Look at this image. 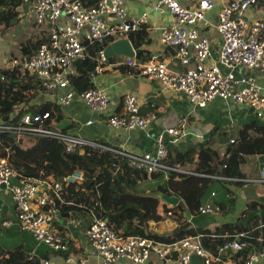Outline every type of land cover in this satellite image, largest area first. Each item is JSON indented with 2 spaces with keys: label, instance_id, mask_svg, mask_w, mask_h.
I'll return each instance as SVG.
<instances>
[{
  "label": "built area",
  "instance_id": "obj_1",
  "mask_svg": "<svg viewBox=\"0 0 264 264\" xmlns=\"http://www.w3.org/2000/svg\"><path fill=\"white\" fill-rule=\"evenodd\" d=\"M257 5L258 0H233L222 7L215 26L221 46L217 51L218 59L214 61L211 41L202 30L208 26L207 15L214 9V3L201 0L196 6H186L180 0H156L151 11L160 15L169 13L174 18L172 24L161 28L160 42L175 51V57L184 70L171 68L168 61L153 53L142 65L141 75L158 82L165 94L185 95L194 109H206L213 101L221 99L234 106L253 108L258 118H264V96L260 85L255 78L239 77L235 73L237 70L264 72V20L249 22L247 19V13ZM34 15L39 26L50 25L48 39L35 55H21L13 60L10 67H19L32 76L41 92L60 106H69L79 100L90 110L105 113L111 103L106 89L95 87L79 93L72 85V79L80 74L75 62L84 63L91 58L86 43L109 45L128 38L130 33L141 30L150 14L131 15L126 0H98L97 5L91 7H87L83 0H35ZM105 48L98 53V64L89 74L93 84L109 60L105 56ZM136 57L135 50L134 58L127 57L121 64L136 68ZM221 67L228 71L224 72ZM141 104L135 95L128 93L124 97V113L110 116L108 124L112 129L126 132L141 130L147 138L154 137L155 149L152 152L129 153L108 148L65 133L49 122L50 113L35 114L21 107L18 109L26 110L17 120L8 124L0 121V134H12L18 142L22 139L53 140L62 144L69 154L83 153L88 147L101 148L127 158L133 168L145 171L149 176H162L165 180L173 172L177 176L191 174L186 170L189 166L186 162L179 159L168 162L170 157L173 159L169 143H180L188 134L186 128L180 125L152 135L150 126L156 119V113L143 116ZM229 145L239 147L242 142L233 138ZM217 167L213 178L228 182L222 175L226 166L218 162ZM85 180L86 176L80 170L60 179L43 173L40 177H27L14 169L7 159H0V197L10 195L17 214L16 221H6L3 227L18 226L50 250L68 252L69 240L56 227L61 221L56 204L64 202V186H77ZM220 211L218 204L209 201L200 207L197 215L210 216ZM187 216L191 222L194 216ZM212 236L216 237V233L213 232ZM203 237L198 235L162 242L143 236H122L109 227L107 219L94 215L86 231L97 264H120L123 260L130 264H193L194 256L202 259L204 264H240L236 255L247 243L229 240L220 246L216 256L204 248ZM263 258L264 248L250 254L243 264H257ZM40 262L53 264L49 260ZM65 264L89 263L87 257L70 256Z\"/></svg>",
  "mask_w": 264,
  "mask_h": 264
},
{
  "label": "trees",
  "instance_id": "obj_2",
  "mask_svg": "<svg viewBox=\"0 0 264 264\" xmlns=\"http://www.w3.org/2000/svg\"><path fill=\"white\" fill-rule=\"evenodd\" d=\"M97 2L98 0H91L87 6H96ZM22 3L23 0H0V33L13 26V21L18 15L17 8ZM128 38L137 52V59H143L145 51L142 46L148 39L147 27L130 33ZM45 41L47 40H39L23 47L22 54L35 55ZM86 45L91 55V58L84 62L87 74H79L72 79V85L79 93L95 88L89 74L98 64V53L108 46L88 43ZM40 92L37 81L19 67L0 69V121L8 124L17 120L26 110L18 108L24 105L28 111L35 114L50 113L49 122L55 125L60 105L51 102L35 104ZM238 139L242 145H229L226 149L228 157L220 162L219 153L210 147L208 142H190V150L186 152L185 147L182 148L186 161L191 162L192 157L189 156L195 155L194 162L186 167L191 174L177 176L174 172L170 173V178L164 179V184L158 185L152 191H161L181 200L176 208L164 206L163 216L158 214L161 202L142 189V185L148 182L150 176L145 171L133 168L129 160L120 154L91 147L86 148L83 153L69 154L62 144L53 140L22 139L18 142L12 134H0V159H7L14 169L27 177H40L43 173L45 176L60 179L74 170L84 172L85 182L77 186H64V202L56 204L61 214V221L57 223L61 230L65 229L62 221L70 213L91 212L97 218L107 219L109 227L122 236H143L162 242H174L203 235L204 248L216 256L220 246L229 240L247 243L248 245L236 255L239 263L243 264L250 254L264 248V212L259 213V202H252L238 221L217 228L216 237L212 236V231L194 226L187 216L197 215L200 207L209 201L220 205L225 216L233 211L235 194L226 185L244 186L247 177L243 167L248 159L264 156V118L255 115L253 120L239 130ZM170 146L172 152L176 145L169 143ZM57 154L59 159H53ZM173 161L171 157L168 159L169 163ZM218 162L226 166L222 175L228 182L213 178L218 171ZM168 219H173L177 224L170 236H160L151 229V224L157 225ZM2 224L3 221L0 227L4 230ZM0 264L41 263L40 258L32 255L30 251L10 248L0 243Z\"/></svg>",
  "mask_w": 264,
  "mask_h": 264
},
{
  "label": "crops",
  "instance_id": "obj_3",
  "mask_svg": "<svg viewBox=\"0 0 264 264\" xmlns=\"http://www.w3.org/2000/svg\"><path fill=\"white\" fill-rule=\"evenodd\" d=\"M200 1L180 0L186 6H196ZM211 1L215 7L207 15L208 26L202 28V30L203 34H206L211 41L213 60L217 61V51L221 46V39L216 32L215 26L218 23L222 7L233 0ZM84 2L87 6V4L91 3V0H84ZM126 2L128 12L133 16H140L143 13L150 14L148 22L144 25L147 27L148 33L147 42L142 46V49L145 51L144 58L137 59L136 57L138 64L136 68L126 67L121 64L127 58L124 56L114 57L104 65V72L97 76L94 86L106 89L109 94L111 103L105 113L94 112L81 101L75 100L69 106H60V112L56 115L55 125L65 133L81 136L86 140L105 145L111 149L129 153L152 152L155 149L154 137L147 138L145 132L141 130L126 132L124 130L112 129L108 124L110 116H119L124 113V97L130 93L141 101L140 113L143 116L156 113V119L150 126V133L152 135H157L168 128L180 125L186 128L187 136L180 143L176 144L171 152L173 160L179 159L188 165L194 162L193 158L195 159V155H190L189 157H192V161L188 162L186 161L187 158L182 154L183 147H185V152L190 150V142L193 144L208 142L209 146L219 153V162L225 159L228 155L226 149L229 146L230 139H238L239 130L246 123L253 120L256 114L251 112V108L227 104L221 99L213 101L206 109H194L187 101L185 95L176 93L165 94L162 92L158 82L142 76L140 69L153 53L160 55L161 58L168 61L171 68L184 70V67L179 64L178 59L175 57V51L162 45L159 38L161 28L172 24L174 18L169 13L164 15L154 14L151 10L156 0H126ZM34 3L35 0H23L21 6L17 8L18 15L13 21V26L6 32L0 33V64L13 55L15 57L23 55V47L36 43L39 40L48 39L50 25L39 26L36 23ZM247 19L249 22L264 20V0H258L257 7L247 13ZM9 60L13 59L10 58ZM2 68H10V66L3 64V67L0 65V69ZM221 69L224 72L228 71L225 67H221ZM235 73L239 77L244 75L255 78L264 96V72L259 70H237ZM45 102L56 104L52 98L40 92L35 104ZM19 107L26 108L24 105ZM26 109L28 110V108ZM89 122H92V124L89 125ZM243 171L247 179L245 180V185L242 186L241 193L236 192L242 196L237 197L239 200H235L234 207H232L236 213L239 204L241 206L245 203H249L250 205L252 202H259L264 206V156L250 157L247 164L243 167ZM152 179L153 177L150 176L147 183L152 181ZM147 183L142 186L147 185ZM226 186L229 189L230 186L235 185L228 184ZM232 190L230 191L234 193V189ZM147 191L149 194L153 193L150 192L153 189ZM7 200L9 201L7 202ZM164 206L167 205L161 202L158 214L161 212L164 215ZM258 209L260 210L261 208L258 207ZM262 212H264V207ZM0 214L4 216L3 223L6 221H16V210L8 194L0 197ZM222 214L221 209L215 216ZM207 218L209 216L197 215L193 217L191 222L193 223L194 220L202 221L200 223L202 225L201 228L212 232H216L217 228L227 224L223 221L221 224H212L209 227L206 226L210 223ZM92 220L93 214L91 212H77L70 213L62 221L64 223V230H61L60 225H56L59 233L69 240L70 249L68 252L50 250L44 244L39 243L31 234L22 232L18 226L11 228L4 227V230L1 229L0 241L10 248H20L30 251L32 255L38 256L40 261L49 260L53 264H65L66 259L73 256L77 258L87 257L89 264H97L98 260L94 257L92 246L86 238V231ZM120 264H130V262L123 260ZM257 264H264V258L259 260Z\"/></svg>",
  "mask_w": 264,
  "mask_h": 264
},
{
  "label": "rangeland",
  "instance_id": "obj_4",
  "mask_svg": "<svg viewBox=\"0 0 264 264\" xmlns=\"http://www.w3.org/2000/svg\"><path fill=\"white\" fill-rule=\"evenodd\" d=\"M8 58V57H7ZM11 59H15L17 57H15L14 55L10 57ZM10 58L6 59V61L3 63H1L0 65L3 67V64H6L8 66H12V62L13 60H9ZM224 148V147H222ZM53 159H56L58 160L59 159V155L57 154V156L54 155V158ZM156 176H159V175H156ZM164 177H153L152 181H150L149 183H147V185L145 186H142V189L143 190H154L158 187V185H163L164 184ZM243 187H236V186H230L229 189L232 190L234 189V198L235 200H239L237 197H242L241 194H237L236 192L238 193H241L240 191L242 190ZM233 191V190H232ZM152 192V191H150ZM149 193V192H148ZM9 200H7L8 202ZM240 202V201H239ZM264 203V202H263ZM249 206V203H245L244 205H241L240 204L238 205V211L236 213V211H230L228 213V215H210L209 218H207V220H209V224H207L206 226H211L212 224H217V223H223V221H225L226 223H234L236 221H238V218L240 216V218L242 217V211H244L247 207ZM263 205L260 206V210H259V213H261L263 211ZM237 214V215H236ZM239 218V219H240ZM4 220V216H2L0 214V223ZM213 221H215L213 223ZM202 221H199V220H194L193 223H194V226H199L201 227L202 225H200ZM176 224V222L173 220V219H168L166 220L165 222H162V223H159V224H151V229L158 235L160 236H170L172 234V231L174 230V225ZM199 224V225H198ZM1 227H0V232H1ZM1 242V241H0ZM2 244H5L4 242H1Z\"/></svg>",
  "mask_w": 264,
  "mask_h": 264
},
{
  "label": "water",
  "instance_id": "obj_5",
  "mask_svg": "<svg viewBox=\"0 0 264 264\" xmlns=\"http://www.w3.org/2000/svg\"><path fill=\"white\" fill-rule=\"evenodd\" d=\"M104 52H105L106 58L109 60L114 57H118V56H124V57H129V58H134L135 56V49L133 48L131 41L128 38L119 39L109 44L105 48ZM75 66L80 74H83V75L87 74V71L85 70L84 65L81 61H76ZM251 112H254L253 108H251ZM3 188L5 189V186H3ZM151 196L171 208H176L181 202L179 197L170 196L161 191H155L151 193ZM192 263L193 264H204L203 260L197 256L193 257Z\"/></svg>",
  "mask_w": 264,
  "mask_h": 264
}]
</instances>
